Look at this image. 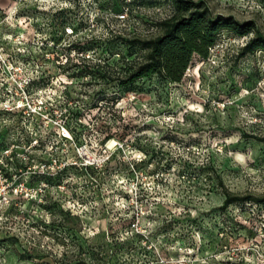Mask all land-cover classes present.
I'll return each instance as SVG.
<instances>
[{
  "label": "rangeland",
  "instance_id": "1",
  "mask_svg": "<svg viewBox=\"0 0 264 264\" xmlns=\"http://www.w3.org/2000/svg\"><path fill=\"white\" fill-rule=\"evenodd\" d=\"M202 1L264 34L262 0ZM129 5L125 29L114 18L124 0H0V47L40 70L31 100L53 98L44 109L57 112H0V147L40 140L31 164L8 166L16 181L0 183L13 198L0 208V264H264V203L222 210L219 185L264 196V51L239 55L255 33L223 32L179 83L120 87L142 54L123 38L156 36L173 10Z\"/></svg>",
  "mask_w": 264,
  "mask_h": 264
},
{
  "label": "trees",
  "instance_id": "2",
  "mask_svg": "<svg viewBox=\"0 0 264 264\" xmlns=\"http://www.w3.org/2000/svg\"><path fill=\"white\" fill-rule=\"evenodd\" d=\"M168 1L172 3L173 10L157 24L159 34L151 38H123L124 45L130 50H140L142 54L137 60L127 62L130 66L118 78L120 87L131 86L140 79L154 75L171 83L181 82L193 55L208 58L210 49L217 44L223 32L232 36L255 33L240 50L241 57L264 51V34L256 28L254 22H240L232 15L214 14L202 0ZM219 185L224 195L222 210L248 202L264 203V196H242L231 192L222 181Z\"/></svg>",
  "mask_w": 264,
  "mask_h": 264
},
{
  "label": "built area",
  "instance_id": "3",
  "mask_svg": "<svg viewBox=\"0 0 264 264\" xmlns=\"http://www.w3.org/2000/svg\"><path fill=\"white\" fill-rule=\"evenodd\" d=\"M132 0H124V6L120 13L115 14L114 18L120 22L126 29L129 26V19L132 14L129 3ZM73 28L68 26L65 28L67 35H73ZM55 45V44H54ZM28 50H25V52ZM62 65H66L68 62ZM42 78L41 72L38 69L29 71L28 68L21 62L9 61L3 52V48L0 47V112L13 113L14 115L22 114L23 117H31L32 119L48 120L50 117L56 116L57 113L54 108H48V113L44 108L47 105L53 107L54 99L45 97L37 98L36 102L31 99V88L36 81H40ZM59 138L62 142L72 140V135L69 129H67L66 122L61 125V131L58 132ZM42 141V140H41ZM40 140L38 138L23 140V145L12 144L10 147H0V183L7 182L8 180L16 181V174L9 173L8 166L18 160L22 164H31L33 151L39 147ZM65 144V143H64ZM54 162H56L54 160ZM50 165L46 163L41 164V168L48 170ZM31 170V167H28ZM44 184V186H46ZM43 186V187H44ZM44 188H40L37 191L38 195H42ZM13 201L10 194V189L3 186L0 188V208ZM1 219V218H0ZM3 220H0V233L3 231ZM1 242V240H0ZM1 245V243H0ZM1 247V246H0ZM4 247V246H3Z\"/></svg>",
  "mask_w": 264,
  "mask_h": 264
},
{
  "label": "bare ground",
  "instance_id": "4",
  "mask_svg": "<svg viewBox=\"0 0 264 264\" xmlns=\"http://www.w3.org/2000/svg\"><path fill=\"white\" fill-rule=\"evenodd\" d=\"M113 143V142H112Z\"/></svg>",
  "mask_w": 264,
  "mask_h": 264
}]
</instances>
